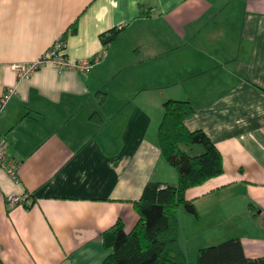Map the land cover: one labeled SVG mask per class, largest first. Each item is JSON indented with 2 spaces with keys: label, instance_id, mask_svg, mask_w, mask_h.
Returning <instances> with one entry per match:
<instances>
[{
  "label": "crops",
  "instance_id": "obj_1",
  "mask_svg": "<svg viewBox=\"0 0 264 264\" xmlns=\"http://www.w3.org/2000/svg\"><path fill=\"white\" fill-rule=\"evenodd\" d=\"M59 39L73 62L105 56L88 73L47 63L19 77ZM13 88L0 138L19 179L0 165V264H102L103 233L134 229L147 184H178L158 145L169 100L191 103L187 128L224 160L187 191L199 217L178 211L184 252L239 238L264 257V0H0V98ZM25 193L29 205L8 203Z\"/></svg>",
  "mask_w": 264,
  "mask_h": 264
},
{
  "label": "trees",
  "instance_id": "obj_2",
  "mask_svg": "<svg viewBox=\"0 0 264 264\" xmlns=\"http://www.w3.org/2000/svg\"><path fill=\"white\" fill-rule=\"evenodd\" d=\"M77 22L72 33H77ZM120 30L101 36L111 44ZM68 33L63 36L66 40ZM100 105L106 94L99 93ZM164 116L158 130V145L163 157L173 167L179 181L176 186L150 182L135 203L140 220L131 232L119 220L102 235L104 244L112 253L102 264H189V257L180 244L178 211L185 208L199 217L193 201L186 196L193 187L224 174L223 155L202 130L191 131L186 121L195 110L189 101L169 100L164 104ZM94 113L91 119L97 116ZM99 122H102L101 118ZM165 185L163 188L162 186ZM250 208L255 206L250 204ZM197 264H264V257L246 256L239 238L199 250Z\"/></svg>",
  "mask_w": 264,
  "mask_h": 264
},
{
  "label": "built area",
  "instance_id": "obj_3",
  "mask_svg": "<svg viewBox=\"0 0 264 264\" xmlns=\"http://www.w3.org/2000/svg\"><path fill=\"white\" fill-rule=\"evenodd\" d=\"M66 42L63 39L57 40L51 48L46 52V54L37 62L30 64L17 66V72L20 78L29 77L34 71H36L41 66L50 63L56 66L59 70H77L83 73H88L94 67L95 64L102 62L105 53L95 56L91 59L79 60L77 62L71 61L65 54ZM17 92V89H9L0 98V112L3 111L4 107L10 101L12 96ZM0 165L5 168L10 175L13 176L15 180H18V164L15 161L9 159V151L7 141L0 138ZM163 188L165 185L162 186ZM32 199V195L25 193L22 196L10 195L8 198V203L10 205H29Z\"/></svg>",
  "mask_w": 264,
  "mask_h": 264
},
{
  "label": "rangeland",
  "instance_id": "obj_4",
  "mask_svg": "<svg viewBox=\"0 0 264 264\" xmlns=\"http://www.w3.org/2000/svg\"><path fill=\"white\" fill-rule=\"evenodd\" d=\"M191 258V257H190ZM189 258V264H197V261H196V259H194V258H191L190 259Z\"/></svg>",
  "mask_w": 264,
  "mask_h": 264
}]
</instances>
